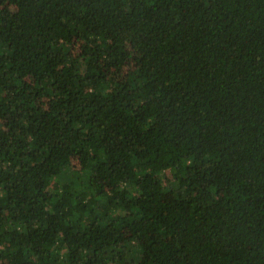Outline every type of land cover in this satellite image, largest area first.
<instances>
[{
  "label": "trees",
  "instance_id": "1",
  "mask_svg": "<svg viewBox=\"0 0 264 264\" xmlns=\"http://www.w3.org/2000/svg\"><path fill=\"white\" fill-rule=\"evenodd\" d=\"M0 264H264V0H0Z\"/></svg>",
  "mask_w": 264,
  "mask_h": 264
},
{
  "label": "rangeland",
  "instance_id": "2",
  "mask_svg": "<svg viewBox=\"0 0 264 264\" xmlns=\"http://www.w3.org/2000/svg\"><path fill=\"white\" fill-rule=\"evenodd\" d=\"M74 165H77V164H74ZM165 198H166V200L169 201V202L172 201V196H171V194H169V193H166Z\"/></svg>",
  "mask_w": 264,
  "mask_h": 264
}]
</instances>
